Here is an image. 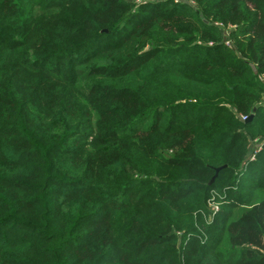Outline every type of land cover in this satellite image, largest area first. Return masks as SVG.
<instances>
[{"label": "trees", "instance_id": "16d2710c", "mask_svg": "<svg viewBox=\"0 0 264 264\" xmlns=\"http://www.w3.org/2000/svg\"><path fill=\"white\" fill-rule=\"evenodd\" d=\"M0 264H264V0H0Z\"/></svg>", "mask_w": 264, "mask_h": 264}, {"label": "built area", "instance_id": "2783aa9c", "mask_svg": "<svg viewBox=\"0 0 264 264\" xmlns=\"http://www.w3.org/2000/svg\"><path fill=\"white\" fill-rule=\"evenodd\" d=\"M241 119H242V121H246V120H247V117H242ZM258 143H259V142L256 141L255 144H258ZM259 150H260V146L258 145V147L254 150L253 154H254L255 152H258ZM253 154L250 156V159H251V160H252L253 157H254Z\"/></svg>", "mask_w": 264, "mask_h": 264}, {"label": "water", "instance_id": "95a60500", "mask_svg": "<svg viewBox=\"0 0 264 264\" xmlns=\"http://www.w3.org/2000/svg\"><path fill=\"white\" fill-rule=\"evenodd\" d=\"M249 118L251 119V116H250ZM219 170H220V169H216V170H215V175L211 178V180H210V182H209L210 184L213 183V181H214L215 177L217 176Z\"/></svg>", "mask_w": 264, "mask_h": 264}, {"label": "rangeland", "instance_id": "374dc122", "mask_svg": "<svg viewBox=\"0 0 264 264\" xmlns=\"http://www.w3.org/2000/svg\"><path fill=\"white\" fill-rule=\"evenodd\" d=\"M259 142V141H258Z\"/></svg>", "mask_w": 264, "mask_h": 264}]
</instances>
